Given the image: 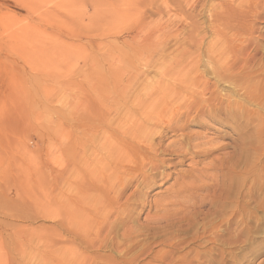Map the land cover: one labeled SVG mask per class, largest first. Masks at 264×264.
<instances>
[{
    "label": "rangeland",
    "instance_id": "374dc122",
    "mask_svg": "<svg viewBox=\"0 0 264 264\" xmlns=\"http://www.w3.org/2000/svg\"><path fill=\"white\" fill-rule=\"evenodd\" d=\"M0 264H264V0H0Z\"/></svg>",
    "mask_w": 264,
    "mask_h": 264
},
{
    "label": "bare ground",
    "instance_id": "6f19581e",
    "mask_svg": "<svg viewBox=\"0 0 264 264\" xmlns=\"http://www.w3.org/2000/svg\"><path fill=\"white\" fill-rule=\"evenodd\" d=\"M193 67V66H192ZM180 68V67H179ZM186 69V68H185ZM188 69V68H187ZM192 69V68H191ZM194 70H196V69H193V71ZM185 71V70H184ZM196 72V71H195ZM177 73V72H176ZM182 73V72H181ZM174 76V75H173ZM186 76V75H185ZM188 77V76H187ZM178 78V77H177ZM181 78V77H180ZM191 78V77H190ZM186 79V78H185ZM171 80H173L172 78H171ZM179 80H181V79H179ZM184 80V79H183ZM187 80V79H186ZM191 80V79H190ZM185 81V80H184ZM170 82V81H169ZM169 82H167V83H169ZM194 82H196V80L194 81ZM182 83V82H181ZM188 83V82H187ZM175 83H172L171 82V84H166V83H164V89H160V91L159 92H157V93H155V94H153L151 97L149 96V98H150V101H154V102H156V103H160V104H162L163 106H165L166 108H170V109H173V108H175V106H173L171 103H169L168 105H167V103H168V101H166L167 99H172V101L174 102V101H176V100H178L179 98H180V100H181V102L182 103H184V102H186V99L184 98V97H186L187 95L189 96V99L191 100V101H193V99H192V91L193 90H191V86L189 87V86H186V84H185V86L182 84L181 85V87H176V84L174 85ZM177 86H178V84H177ZM197 86V85H196ZM194 88H196V87H194ZM193 88V89H194ZM195 90V89H194ZM138 99H137V101H141V97L140 96H138L137 97ZM204 100H206V99H204ZM203 103H207V102H203ZM203 106H205L206 104H202ZM201 105V106H202ZM188 107L190 108V106L188 105ZM183 113V112H182ZM184 114V113H183ZM145 116V119L147 120V121H151V122H154V123H156V124H160V123H164V121H162L161 120V116L159 115V116H157L158 118H156V117H154L153 115H150V116H148L149 114H143V113H139V116ZM139 116H137V117H135V119H133V115H131V114H126V116L124 115L123 116V119L122 120H125V121H127L126 123H128V121L130 122V121H132L131 122V125H129V124H122V127H120V132H121V134H120V136L122 137V138H126V139H129V140H131V141H134V140H136L137 142H139V140H140V137H142L143 135L145 136V134H146V132L145 131H142V130H144V125H142V124H139L137 121H138V118H139ZM170 116H172V117H174L176 120H179V121H184V115H182V114H180V113H178V112H176V113H171L170 114ZM211 116H212V114H211ZM190 122V118L189 117H187V120L186 121H184V123H189ZM183 127H185V126H183ZM119 132V131H118ZM141 132H142V134H141ZM107 135V134H106ZM159 135H161V134H159ZM108 136V135H107ZM112 140V139H111ZM113 141V140H112ZM147 143V142H146ZM145 143V144H146ZM106 144V143H105ZM113 144H114V142H113ZM206 144H209V146L211 145H213V143H211V142H209V143H206ZM107 146V145H106ZM213 147V146H212ZM103 147L101 146V149H102ZM106 148V147H105ZM107 148H108V146H107ZM106 148V149H107ZM104 149V148H103ZM110 149V148H109ZM120 149V148H119ZM111 150L113 151V149L111 148ZM121 150V149H120ZM119 150V151H120ZM101 151V150H100ZM118 151V150H117ZM106 152V151H105ZM121 153H122V156H121V166L122 165H124V162H130V161H132V158H131V156L125 151V150H123V151H120ZM100 153V152H99ZM109 153V152H108ZM118 154H119V152H118ZM103 155V154H102ZM117 157H118V155H117V153L115 154ZM112 157V156H111ZM117 157H115L114 159L116 160V158ZM120 157V156H119ZM118 157V158H119ZM93 158V157H92ZM113 158V157H112ZM91 159V158H90ZM94 159V158H93ZM96 160V159H95ZM93 161V160H92ZM117 161V160H116ZM98 162V161H97ZM118 162V161H117ZM132 163V162H131ZM117 164H119V163H116V165ZM123 167H125V166H123ZM93 169V168H92ZM92 171V170H91ZM90 172V171H89ZM93 176V175H92ZM99 177H100V175H98ZM102 176V175H101ZM105 179V178H104ZM98 180V179H97ZM107 180V179H106ZM94 181V180H93ZM105 181V180H104ZM102 183V182H101ZM97 185H98V183H97ZM97 211V210H96ZM78 226V225H77ZM76 229V228H75ZM82 237H84V236H82ZM86 238V237H85Z\"/></svg>",
    "mask_w": 264,
    "mask_h": 264
}]
</instances>
